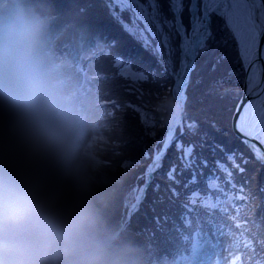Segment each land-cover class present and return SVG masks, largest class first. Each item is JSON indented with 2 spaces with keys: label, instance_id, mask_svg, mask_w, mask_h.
<instances>
[{
  "label": "trees",
  "instance_id": "obj_1",
  "mask_svg": "<svg viewBox=\"0 0 264 264\" xmlns=\"http://www.w3.org/2000/svg\"><path fill=\"white\" fill-rule=\"evenodd\" d=\"M53 3L103 42L89 66L102 86L106 108L105 140L99 139V145L126 170L120 214L148 244L151 264L178 261L190 249L193 232L212 241L225 232L244 264H264V163L234 130L245 61L225 17L210 13L206 48L195 56L187 76L181 131L176 128L175 139L155 161L152 179L128 215L167 130L156 104L165 93L172 94L181 59V36L163 26L174 18L170 0H156L170 38L168 47L162 43L159 48L160 35L152 36L142 20L134 21L130 5L114 0ZM190 6L191 0H183L186 33ZM138 74L147 79H137Z\"/></svg>",
  "mask_w": 264,
  "mask_h": 264
},
{
  "label": "clouds",
  "instance_id": "obj_2",
  "mask_svg": "<svg viewBox=\"0 0 264 264\" xmlns=\"http://www.w3.org/2000/svg\"><path fill=\"white\" fill-rule=\"evenodd\" d=\"M102 47L53 0H0V264H151L120 214L126 170L99 145ZM156 109L175 128L186 100Z\"/></svg>",
  "mask_w": 264,
  "mask_h": 264
},
{
  "label": "snow or ice",
  "instance_id": "obj_3",
  "mask_svg": "<svg viewBox=\"0 0 264 264\" xmlns=\"http://www.w3.org/2000/svg\"><path fill=\"white\" fill-rule=\"evenodd\" d=\"M213 0H191V6L189 8L190 13V26L191 34L190 36L186 33L185 27L182 23L181 13L183 11V0H170V11L173 13V19H165L163 21V26H166L169 30H174L176 34H179L184 41L182 44V55L184 57V63L182 65V71L177 73V82L173 89H169L172 95L180 98L181 100H186L184 94V89L187 86V74L191 68L192 59L200 52L206 48L205 41L209 38L210 33L208 31V18L211 12H218L219 8H210V3ZM220 2V0H216ZM115 4L133 5L134 8V21L143 20L144 28L146 31L150 32L152 36H157L158 34L163 36V45L165 47L169 46L170 38L168 35L164 34L162 24L159 20L160 13L158 12V6L156 0H146L145 4L141 3V0H114ZM203 4V8L199 7ZM148 6H151V12L148 11ZM202 11L203 15H198ZM155 29V30H154ZM159 48V45H158ZM137 79L146 80L147 77L143 74H138ZM167 94L165 93V97ZM160 94H156V99L160 100ZM244 118L242 117V122L238 127L241 131L246 132V134H251L247 131L244 125ZM150 121L145 120V123ZM173 128H170V134ZM264 131V128H262ZM250 148L255 149V146L250 143V141H245ZM183 150V149H182Z\"/></svg>",
  "mask_w": 264,
  "mask_h": 264
},
{
  "label": "water",
  "instance_id": "obj_4",
  "mask_svg": "<svg viewBox=\"0 0 264 264\" xmlns=\"http://www.w3.org/2000/svg\"><path fill=\"white\" fill-rule=\"evenodd\" d=\"M245 5L248 10V14L255 26L256 34H257V46L254 48L253 55L249 56L248 63L245 67V76L243 81L242 94L238 99L234 114H233V122L235 132L241 137V139L245 142L250 141L252 145L255 146V149L250 148L248 144H246L254 153L255 157L264 162V144L259 142L253 135L252 131L254 126L249 130L246 128L249 134L241 131L238 125L242 122V114L245 109L248 107L249 102L259 96L262 95L264 91V69H263V53H264V0H244ZM203 8V5H202ZM257 11V15H256ZM209 25V18H208ZM210 29V25L208 31ZM193 63V59L191 61V65ZM256 64V67H254ZM264 98V96H263ZM264 115V108L257 113L254 118V122L257 123L260 118ZM164 144L163 148L158 153L161 154L164 148L168 145ZM146 187V184L144 188Z\"/></svg>",
  "mask_w": 264,
  "mask_h": 264
},
{
  "label": "rangeland",
  "instance_id": "obj_5",
  "mask_svg": "<svg viewBox=\"0 0 264 264\" xmlns=\"http://www.w3.org/2000/svg\"><path fill=\"white\" fill-rule=\"evenodd\" d=\"M216 0H213L210 3V6L215 3ZM142 4H145V1L141 0ZM124 5V4H120ZM133 10L135 6L130 5ZM238 14H234L231 8L225 10L226 19L233 29L239 45L240 51L245 60L248 58V53L250 51V46L253 43V39L250 36L251 28L246 26L245 28L242 24L246 23V17L243 16L242 12L239 8L236 9ZM148 11L151 12L150 6H148ZM143 21V20H142ZM240 22V23H239ZM144 23V21H143ZM155 30V29H154ZM164 32V30H163ZM161 41L156 42V46L160 47L163 43V36L160 35ZM184 43V41H183ZM264 116L263 118L256 124L253 135L258 138L262 143H264ZM217 243L214 245L211 242L207 241H199L197 238L193 241V247L191 251L186 254L178 264H243L237 257V252L235 251V247L232 244V237L225 233L220 232L217 235Z\"/></svg>",
  "mask_w": 264,
  "mask_h": 264
},
{
  "label": "bare ground",
  "instance_id": "obj_6",
  "mask_svg": "<svg viewBox=\"0 0 264 264\" xmlns=\"http://www.w3.org/2000/svg\"><path fill=\"white\" fill-rule=\"evenodd\" d=\"M221 1H224V3H222ZM217 3L219 4L218 5L219 10H223L224 11V10H227V9L231 8L233 10L234 14H238L236 9L239 8L240 11L242 12L243 16L246 17V23L242 24V26L244 28L246 26H249L251 28V31H250L249 34H250L251 38L254 41H253V43L250 46V51L249 52H250V55H253L254 48L257 46V38H256V34H255L254 24L251 22V19H250L249 15H248L247 8L245 6L244 0H220V2H217ZM183 63H184V57L182 55L181 66H180V69H179L178 73L182 71ZM254 67H256V64H255ZM263 69H264V53H263ZM176 82H177V76H176L175 82L173 84V88L175 87ZM263 96H264V91H263L262 95H259V96L255 97V98H253L249 102L248 107L245 109V111L242 114V117L244 118L243 122H244L245 128H249V130L253 126L256 125V123L254 122V118L257 115V113L260 112L264 108V98H263ZM174 129L175 128H173V130ZM173 130H172V132H173ZM168 133H169V135H171L170 134V128H169Z\"/></svg>",
  "mask_w": 264,
  "mask_h": 264
}]
</instances>
